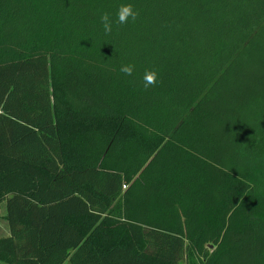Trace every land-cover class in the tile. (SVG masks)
<instances>
[{
  "label": "trees",
  "instance_id": "trees-1",
  "mask_svg": "<svg viewBox=\"0 0 264 264\" xmlns=\"http://www.w3.org/2000/svg\"><path fill=\"white\" fill-rule=\"evenodd\" d=\"M2 203L0 264H264V0H0Z\"/></svg>",
  "mask_w": 264,
  "mask_h": 264
},
{
  "label": "clouds",
  "instance_id": "clouds-1",
  "mask_svg": "<svg viewBox=\"0 0 264 264\" xmlns=\"http://www.w3.org/2000/svg\"><path fill=\"white\" fill-rule=\"evenodd\" d=\"M137 16V13L133 10L132 6L130 4H124L121 5L116 13V22L119 24H125L131 20H135ZM100 21L103 27L104 32L107 34L111 32L112 30V21H110L109 15L107 13H104L100 16ZM120 71L126 75H131L133 71L132 65H126L122 66ZM156 72H146L143 80L145 82V87H148L149 85H152L156 81Z\"/></svg>",
  "mask_w": 264,
  "mask_h": 264
},
{
  "label": "crops",
  "instance_id": "crops-1",
  "mask_svg": "<svg viewBox=\"0 0 264 264\" xmlns=\"http://www.w3.org/2000/svg\"><path fill=\"white\" fill-rule=\"evenodd\" d=\"M0 214L2 215V219L1 220V223L3 225V230L2 232H0V237H7L9 236V227H8V222L6 220V216H7V208H6V203H2L0 205ZM1 218V217H0Z\"/></svg>",
  "mask_w": 264,
  "mask_h": 264
},
{
  "label": "rangeland",
  "instance_id": "rangeland-1",
  "mask_svg": "<svg viewBox=\"0 0 264 264\" xmlns=\"http://www.w3.org/2000/svg\"><path fill=\"white\" fill-rule=\"evenodd\" d=\"M0 213H1V212H0ZM0 217H1L0 219H2V215H1V214H0ZM1 230L4 231V230H3V225H2L1 220H0V232H2ZM2 233H3V232H2Z\"/></svg>",
  "mask_w": 264,
  "mask_h": 264
}]
</instances>
